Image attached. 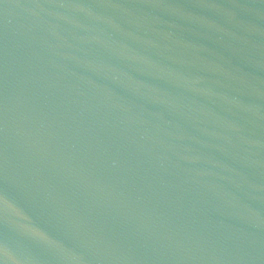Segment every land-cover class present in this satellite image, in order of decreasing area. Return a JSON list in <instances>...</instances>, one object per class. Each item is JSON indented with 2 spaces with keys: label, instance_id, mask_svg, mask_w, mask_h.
I'll use <instances>...</instances> for the list:
<instances>
[{
  "label": "water",
  "instance_id": "water-1",
  "mask_svg": "<svg viewBox=\"0 0 264 264\" xmlns=\"http://www.w3.org/2000/svg\"><path fill=\"white\" fill-rule=\"evenodd\" d=\"M0 264H264V0H0Z\"/></svg>",
  "mask_w": 264,
  "mask_h": 264
}]
</instances>
